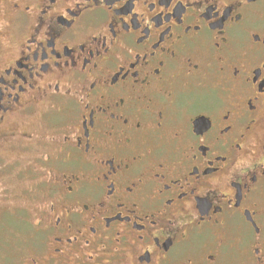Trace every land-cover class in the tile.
I'll return each mask as SVG.
<instances>
[{
    "label": "flooded vegetation",
    "instance_id": "af4514ba",
    "mask_svg": "<svg viewBox=\"0 0 264 264\" xmlns=\"http://www.w3.org/2000/svg\"><path fill=\"white\" fill-rule=\"evenodd\" d=\"M30 145L16 264H264V0H0V154Z\"/></svg>",
    "mask_w": 264,
    "mask_h": 264
},
{
    "label": "rangeland",
    "instance_id": "374dc122",
    "mask_svg": "<svg viewBox=\"0 0 264 264\" xmlns=\"http://www.w3.org/2000/svg\"><path fill=\"white\" fill-rule=\"evenodd\" d=\"M31 147H6L0 154V264H16L18 255L29 257V245L39 237L37 206L43 188L38 179L39 151Z\"/></svg>",
    "mask_w": 264,
    "mask_h": 264
}]
</instances>
